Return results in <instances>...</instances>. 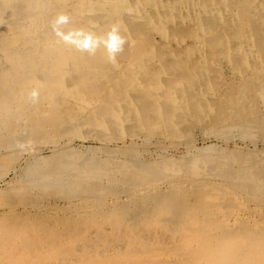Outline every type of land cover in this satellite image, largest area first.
I'll return each mask as SVG.
<instances>
[{
  "label": "bare ground",
  "instance_id": "6f19581e",
  "mask_svg": "<svg viewBox=\"0 0 264 264\" xmlns=\"http://www.w3.org/2000/svg\"><path fill=\"white\" fill-rule=\"evenodd\" d=\"M0 180V264H264V0H0Z\"/></svg>",
  "mask_w": 264,
  "mask_h": 264
},
{
  "label": "rangeland",
  "instance_id": "374dc122",
  "mask_svg": "<svg viewBox=\"0 0 264 264\" xmlns=\"http://www.w3.org/2000/svg\"><path fill=\"white\" fill-rule=\"evenodd\" d=\"M197 135H199V133H197ZM201 139H200V137L199 136H196V141H195V144L197 145V146H203V145H206V144H211V143H213V144H221V141H219V140H217L216 138H214V137H210L208 140H206L205 142H203L202 140L200 141ZM203 142V143H202ZM75 143L76 144H79L80 143V141L79 140H75ZM84 144H86V145H93V144H96V141H93V140H86L85 142H84ZM228 146L229 147H233L234 146V144H233V142H229L228 143ZM240 147V146H239ZM244 147L245 146H242L241 145V148L242 149H244ZM184 146L182 145H180L178 148H168L167 149V152L168 153H173L174 155H179V154H181L180 152H183V150H184ZM246 148V147H245ZM260 149V148H259ZM246 150H254V147L253 146H251V145H249L248 147H247V149ZM47 153L48 152V150L47 149H44L43 151H42V153ZM23 163V162H22ZM12 179H13V175H11V174H8L7 176H6V182L8 181V182H10V181H12ZM5 181L3 182L2 180H0V187L1 186H4L5 184Z\"/></svg>",
  "mask_w": 264,
  "mask_h": 264
},
{
  "label": "clouds",
  "instance_id": "9594fccd",
  "mask_svg": "<svg viewBox=\"0 0 264 264\" xmlns=\"http://www.w3.org/2000/svg\"><path fill=\"white\" fill-rule=\"evenodd\" d=\"M85 42L87 43V41H85ZM120 43L122 44L123 41L121 40ZM109 46L112 47V48H114V49H117L118 50V48H117V36L116 35H113L111 37V42H110V45Z\"/></svg>",
  "mask_w": 264,
  "mask_h": 264
}]
</instances>
